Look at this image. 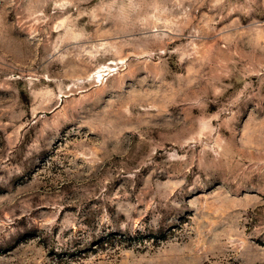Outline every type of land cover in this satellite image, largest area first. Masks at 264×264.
I'll use <instances>...</instances> for the list:
<instances>
[{"label":"rangeland","instance_id":"rangeland-1","mask_svg":"<svg viewBox=\"0 0 264 264\" xmlns=\"http://www.w3.org/2000/svg\"><path fill=\"white\" fill-rule=\"evenodd\" d=\"M0 264H264V0H0Z\"/></svg>","mask_w":264,"mask_h":264}]
</instances>
